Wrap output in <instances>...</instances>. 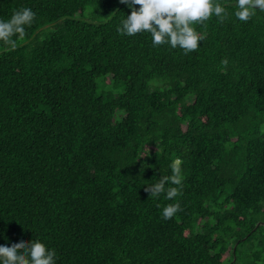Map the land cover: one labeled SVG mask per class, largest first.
<instances>
[{
    "label": "trees",
    "instance_id": "1",
    "mask_svg": "<svg viewBox=\"0 0 264 264\" xmlns=\"http://www.w3.org/2000/svg\"><path fill=\"white\" fill-rule=\"evenodd\" d=\"M219 2L185 52L118 32L120 0H0V18L36 13L0 42V243L39 239L56 264H264V11ZM177 159L180 194L151 196Z\"/></svg>",
    "mask_w": 264,
    "mask_h": 264
},
{
    "label": "clouds",
    "instance_id": "2",
    "mask_svg": "<svg viewBox=\"0 0 264 264\" xmlns=\"http://www.w3.org/2000/svg\"><path fill=\"white\" fill-rule=\"evenodd\" d=\"M120 3L127 5L131 12L121 20L118 32L133 36L147 31L152 37L153 46L166 44L185 52L197 50L199 42L203 40L194 25L213 16L223 21L230 15L227 6L219 0H120ZM256 10L264 11V0H235L231 15L239 21H248ZM35 15L31 8L22 7L14 11L10 18H0V42L14 49V37L25 34L26 26L32 24ZM180 165L179 159L172 162L171 175L162 176L157 182L149 184L146 191L151 196L166 192L168 199L177 197L182 187ZM166 183L175 186L166 189ZM179 210L178 203L167 204L162 209V217L170 219ZM0 264H56V253L39 239L28 241L20 238L9 242L5 238L0 243Z\"/></svg>",
    "mask_w": 264,
    "mask_h": 264
}]
</instances>
